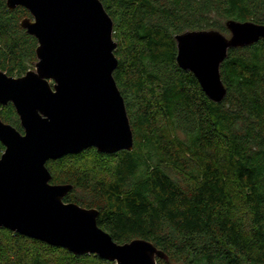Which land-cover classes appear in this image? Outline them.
<instances>
[{"label":"trees","instance_id":"obj_1","mask_svg":"<svg viewBox=\"0 0 264 264\" xmlns=\"http://www.w3.org/2000/svg\"><path fill=\"white\" fill-rule=\"evenodd\" d=\"M100 2L113 22L112 75L133 148L50 160V183L72 185L63 201L98 210L97 225L115 242H152L167 257L157 264H264V40L228 50L219 103L177 66L174 40L188 30L226 34L230 19L264 24V0ZM25 17V8L0 0V70L8 76L36 62L37 41L20 26ZM0 119L22 132L10 103ZM0 264L112 262L0 228Z\"/></svg>","mask_w":264,"mask_h":264},{"label":"water","instance_id":"obj_2","mask_svg":"<svg viewBox=\"0 0 264 264\" xmlns=\"http://www.w3.org/2000/svg\"><path fill=\"white\" fill-rule=\"evenodd\" d=\"M30 17L20 26L37 41L34 70L8 76L0 70V106L10 103L22 132L0 119V228L116 264H157L167 259L152 242L123 244L97 225L98 210L64 202L72 185L51 184L46 163L94 148L131 151L133 134L113 78L117 65L113 22L100 0H6ZM217 30L174 36L177 66L190 72L205 96L226 94L220 66L230 48L264 40V24L225 21Z\"/></svg>","mask_w":264,"mask_h":264},{"label":"rangeland","instance_id":"obj_3","mask_svg":"<svg viewBox=\"0 0 264 264\" xmlns=\"http://www.w3.org/2000/svg\"><path fill=\"white\" fill-rule=\"evenodd\" d=\"M223 34V33H222ZM223 35H225L226 37H229L230 36V34H229V32L228 33H226V34H223ZM114 42H115V40H114ZM30 70H34V66H32V65H30ZM86 161H85V159H83V160H81V161H79V162H72L71 164L73 165V166H79V165H83L84 163H85ZM65 165V167H62L63 169H68L69 167H71V165H70V163L69 162H67V163H65L64 164ZM52 257V256H51Z\"/></svg>","mask_w":264,"mask_h":264},{"label":"built area","instance_id":"obj_4","mask_svg":"<svg viewBox=\"0 0 264 264\" xmlns=\"http://www.w3.org/2000/svg\"><path fill=\"white\" fill-rule=\"evenodd\" d=\"M112 264H116L115 262H112Z\"/></svg>","mask_w":264,"mask_h":264},{"label":"flooded vegetation","instance_id":"obj_5","mask_svg":"<svg viewBox=\"0 0 264 264\" xmlns=\"http://www.w3.org/2000/svg\"><path fill=\"white\" fill-rule=\"evenodd\" d=\"M19 131V130H18Z\"/></svg>","mask_w":264,"mask_h":264}]
</instances>
